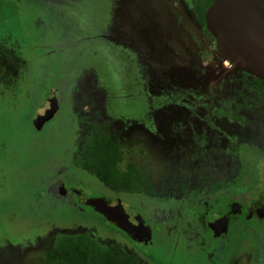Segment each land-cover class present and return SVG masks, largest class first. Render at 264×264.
<instances>
[{
	"label": "rangeland",
	"instance_id": "obj_1",
	"mask_svg": "<svg viewBox=\"0 0 264 264\" xmlns=\"http://www.w3.org/2000/svg\"><path fill=\"white\" fill-rule=\"evenodd\" d=\"M209 5L0 0V264H47L58 236L80 233L121 247L137 264H264V223L237 219L220 198L208 197L212 187L228 185L236 198L255 200L264 166L250 159L244 179L243 150L264 153V96L206 34L201 19ZM54 22L70 26L72 42L59 50L63 81L49 88L45 48ZM51 91L59 102L56 124L36 132L32 118ZM94 133L114 136L118 167H134L149 187L125 194V202L178 205L208 197L203 218L211 223L231 213L229 232L214 240L199 230L189 240L179 221L178 235L144 246L93 210L76 208L65 192L52 198L40 183L48 175V162L40 161L53 153L46 150L50 136L54 154L72 161Z\"/></svg>",
	"mask_w": 264,
	"mask_h": 264
},
{
	"label": "trees",
	"instance_id": "obj_2",
	"mask_svg": "<svg viewBox=\"0 0 264 264\" xmlns=\"http://www.w3.org/2000/svg\"><path fill=\"white\" fill-rule=\"evenodd\" d=\"M213 1L210 0V4ZM201 22L204 25V14ZM58 30V28L52 29L51 39L53 41L49 43V48H45L47 51L49 50V59L44 63L47 67L46 72L49 74L46 80L47 83L49 82V88H55L54 83L63 81V72L65 73V62L62 54L59 53L58 40L60 35ZM204 30L209 38L215 42L206 31L205 26ZM252 79L256 84V89L264 93V84L254 77ZM48 90L45 94L48 93ZM51 96L56 97L55 91H51ZM58 115L59 113L50 123L47 122L46 126L52 128L56 124ZM54 135L56 136V134ZM50 137L51 140L46 145V150L48 152L52 150L53 153L48 155L47 160L40 161L42 163L48 162V168L46 169L48 175L45 176L44 181L39 180L44 186L45 192L52 198H62V192H65L66 198L70 199L76 208L83 210L85 207L80 204L82 199L103 198L112 200L113 197H123L122 194L139 192L146 186L145 181L138 176L131 166L124 171L118 167L120 155L118 140L114 136L99 133L89 135L81 146L79 156L72 161L54 154L53 149H56L57 145L55 144L52 147L55 137L53 135ZM81 169L86 172V176L81 175ZM237 199L235 196L230 197L232 202L240 201V199ZM215 201L217 202V199ZM199 206H202L201 201ZM236 217L237 219L246 218L243 212L241 215H236ZM196 227L195 225L194 231ZM152 228L153 240L159 242L167 238L168 233L172 231L163 230L159 223ZM176 232V230H173L172 234H176ZM183 238L189 239V237ZM46 260L47 264H137V261L121 247L115 245L105 246L86 233L58 236L52 250L47 253Z\"/></svg>",
	"mask_w": 264,
	"mask_h": 264
},
{
	"label": "water",
	"instance_id": "obj_3",
	"mask_svg": "<svg viewBox=\"0 0 264 264\" xmlns=\"http://www.w3.org/2000/svg\"><path fill=\"white\" fill-rule=\"evenodd\" d=\"M205 29L215 40L219 54L237 71L254 77L264 84V0H214L204 13ZM58 110L57 98L51 96L42 112L35 114L32 125L38 131ZM80 204L103 216L107 222L131 236L148 243L151 229L137 218V225L129 222L121 200L102 198L82 199ZM237 212V206H234ZM235 213V212H234ZM252 214H264L263 207H253ZM214 237L228 230L227 218L209 224Z\"/></svg>",
	"mask_w": 264,
	"mask_h": 264
},
{
	"label": "flooded vegetation",
	"instance_id": "obj_4",
	"mask_svg": "<svg viewBox=\"0 0 264 264\" xmlns=\"http://www.w3.org/2000/svg\"><path fill=\"white\" fill-rule=\"evenodd\" d=\"M61 19H62V17H61ZM63 22H64V20H63ZM52 25H53L52 29H55V28L59 29L58 30V34L60 35V39L58 40L59 46L61 48L64 46L63 49L68 50L70 43L72 42V38H71L72 35H70L71 32L69 30L70 26L66 25V28H65V26L61 27V24H57V23H55V24L52 23ZM204 26H205V24H204ZM115 64H117V63H115ZM241 73H243V72H241ZM243 74H245V73H243ZM245 75H247V74H245ZM249 77H251V76H249ZM253 82H254V80H253ZM254 91L257 92L260 96H264V93H262L260 90L256 89L255 83H254ZM57 102H58V98H57ZM43 106H42V109H43ZM58 113H59V102H58V110H57L56 114L54 115V117L50 121H52L57 116ZM32 121H33V118H32ZM32 121H31V125H32ZM50 121L48 123H50ZM46 125H47V123H45L41 127V129L38 131L33 127V125H32V128L36 132H40L41 130H43L46 127ZM257 151L258 150H256V149H247V148H245V150H243L241 162H242V165L245 166L244 179L248 176V174L251 175V173H252V171L250 170L251 166H252L250 164V159H256L257 161L261 160V162L262 161L264 162V158H263L264 153L260 152V151L257 152ZM132 168L135 171L134 167H132ZM261 175L263 177V181L261 183V186L257 190L255 200L250 201L249 196H247V194H245L246 196L242 195L243 197L240 199L239 203L230 201V197H232L233 195H231V191H230L228 185H226V186L225 185H219V186L212 187L211 193L208 194V197H211L212 199H214V201L216 198H220L221 200L223 199L221 201L223 206L228 208V209H233V212H235V215H241L243 212V214L246 216V218H244V219H247L248 221L255 219L260 223H264V214H261V215L252 214L251 217H248L249 211L251 210V208L257 207V206L264 208V166L261 167ZM148 188L149 187L146 185L139 192H129L126 194L135 196V195L142 193V192L145 193V191ZM122 195L124 196L125 194H122ZM150 197L151 196H148V198H150ZM208 197L204 198V196L196 195L194 199H187L186 201H183L181 204H178V205H175V204L174 205H171V204L157 205V202H156L157 199H154V203H155L154 206L151 205L153 203H150V201L148 202L145 198H143L142 200L129 198L125 202V200L122 199V196H117V197H113L112 200H114V199H120L121 200L122 206H123L125 212L127 213L129 222L131 224L137 225V223H138L137 218H138L143 222V225L148 226L151 229L152 235H151V239L148 241V243L138 242L136 240H133L130 235L126 234L133 242H135L137 244H142L145 246L148 244H152V239H153L152 225L154 226L157 223H159V226L163 230L164 229L167 231L172 230L171 233H173V230H176L177 231L176 235H178L180 233L179 228H178V226H179L178 222L181 221V223H182L181 227L182 228L185 227V231L187 232L188 236L191 237V238H189V240H193L199 230L202 232H205L206 230L209 231L212 234V238L214 240L219 239V238H223L229 232L232 215H231V213L227 212L222 217L218 218V219L227 218L228 230L226 233L221 234L218 237H214L213 232L209 228V224L215 222L218 219L214 220L211 223L206 222L205 219L203 218L204 214H202V210H205V212H206L208 209V206H209L208 203L211 200V199L209 200ZM200 201L202 203V206H199ZM216 203H218V201ZM222 204H220V205L222 206ZM235 205L237 206V212L234 211ZM85 208H88V207H85ZM156 208H158L159 210H156ZM89 209H91V208H89ZM91 213H93V212H91ZM93 214L97 215V213H95V212ZM146 215L148 217H146ZM97 216L104 218L103 216H101L99 214ZM105 221H106V219H105ZM106 223L110 224L111 226L116 227L115 225H113L107 221H106ZM151 223H152V225H151ZM195 225L197 227H196V230L194 231Z\"/></svg>",
	"mask_w": 264,
	"mask_h": 264
}]
</instances>
